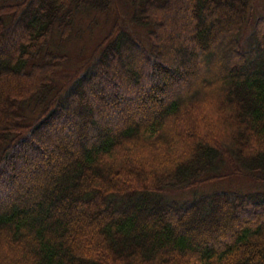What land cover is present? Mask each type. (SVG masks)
Returning a JSON list of instances; mask_svg holds the SVG:
<instances>
[{
  "label": "trees",
  "instance_id": "obj_1",
  "mask_svg": "<svg viewBox=\"0 0 264 264\" xmlns=\"http://www.w3.org/2000/svg\"><path fill=\"white\" fill-rule=\"evenodd\" d=\"M11 1L0 264H264V191L171 194L225 179L227 163L264 181V13L242 41L253 0H132L149 44L116 23L74 74L55 33L64 43L78 12L115 1Z\"/></svg>",
  "mask_w": 264,
  "mask_h": 264
},
{
  "label": "rangeland",
  "instance_id": "obj_2",
  "mask_svg": "<svg viewBox=\"0 0 264 264\" xmlns=\"http://www.w3.org/2000/svg\"><path fill=\"white\" fill-rule=\"evenodd\" d=\"M114 1L115 8L108 12H102L101 10L78 12L75 18V30L64 43L61 42L59 34L55 33L49 48L54 52H59L68 57L67 61L60 66L61 74H74L78 70L82 72L87 62H89V58L92 57V53L97 45L109 34L116 23H121L120 26L127 28L131 32L130 34L138 36L147 45L149 44L150 40L147 37L149 30L147 28L137 27L132 22V0ZM9 3H17V0ZM252 5L254 7L253 12L247 17L248 20L242 33L244 45L247 44L250 38L254 18L264 13V0H253ZM118 17L120 18L119 22ZM222 57H225V53L222 54ZM27 112L33 116L30 110ZM34 114L36 115V112ZM26 169L28 170L26 175L30 176L34 172L39 171V165L35 164L30 167L28 165ZM223 172L228 175L225 179L211 181L191 189L177 191V193L173 192L171 194L180 200H187L180 202L183 203L213 193H251L264 191V181L255 179L250 173L243 171L242 175H230L233 170L228 163L225 165Z\"/></svg>",
  "mask_w": 264,
  "mask_h": 264
}]
</instances>
